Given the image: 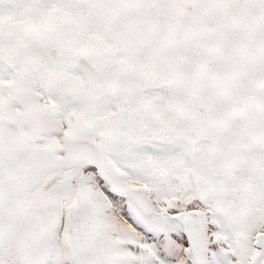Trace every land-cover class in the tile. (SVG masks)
I'll list each match as a JSON object with an SVG mask.
<instances>
[{
  "label": "snow or ice",
  "instance_id": "snow-or-ice-1",
  "mask_svg": "<svg viewBox=\"0 0 264 264\" xmlns=\"http://www.w3.org/2000/svg\"><path fill=\"white\" fill-rule=\"evenodd\" d=\"M0 264H264V0H0Z\"/></svg>",
  "mask_w": 264,
  "mask_h": 264
}]
</instances>
